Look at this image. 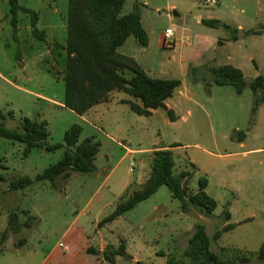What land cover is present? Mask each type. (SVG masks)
<instances>
[{"label": "rangeland", "instance_id": "1", "mask_svg": "<svg viewBox=\"0 0 264 264\" xmlns=\"http://www.w3.org/2000/svg\"><path fill=\"white\" fill-rule=\"evenodd\" d=\"M216 1H125L123 13L139 10L149 43L142 46L130 36L119 51L152 77L182 81L168 100L173 120L164 108L137 114L119 100H141L123 91H113L110 100L85 115L67 108L68 0H19L39 14L46 40L33 36L31 16L21 11L15 38L8 0H0V111L5 115L0 123L22 130L27 117L46 121L49 144L65 143L66 132L77 124L83 129L79 142L100 143L94 173L73 171L59 178L57 187L45 181L12 190L11 182L35 178L60 161L66 146L26 152V145L0 137V264H111L87 249L121 243L131 259L118 256L115 264H168L170 258L192 264L184 250L198 222L206 226L211 249L224 259L233 252L223 248L237 249L253 255L248 264H264L256 257L264 244V104L257 105L250 87L238 94L231 85H217L209 71L232 64L249 82L264 72V0ZM203 19L220 23L209 26ZM167 28L174 31L171 46L160 43ZM194 67H200L195 74ZM161 148L173 150L174 173L189 172L190 193L199 192L202 178L208 180L205 191L217 203L214 212L192 206L184 214L181 201L163 186L99 227L122 194L149 177L152 150ZM14 212L21 225L17 232ZM227 225L233 227L213 239Z\"/></svg>", "mask_w": 264, "mask_h": 264}, {"label": "trees", "instance_id": "2", "mask_svg": "<svg viewBox=\"0 0 264 264\" xmlns=\"http://www.w3.org/2000/svg\"><path fill=\"white\" fill-rule=\"evenodd\" d=\"M125 1L68 0L67 42L63 46L66 50L63 76L66 84L65 106L80 115H85L94 106L108 101L113 91H123L141 100L142 104L131 99L122 100L137 114L151 115L153 110L164 108L174 120L175 113L168 108L166 101L173 97L182 81L152 77L134 58L119 51L130 36H134L142 46H147L149 43L139 10L124 14ZM8 4L15 38L18 37L19 12L21 11L31 16L33 36L39 40H46L47 32L38 27L39 14L35 10L22 6L19 0H8ZM202 21L209 26H217L220 23L213 19ZM235 39L237 40L238 37L236 36ZM199 68L194 67L192 73L195 74ZM209 71L217 85H231L235 87L238 94H242L247 87H250L258 98L257 105L264 104V72L249 82L243 70L232 64L211 66ZM0 117L5 118L2 111H0ZM82 130V126L73 125L66 132L65 143L49 144L46 121L27 117L22 122V130L9 129L0 123V137L26 145V152L35 147L53 151L66 146L65 155L60 161L35 178L23 176L11 182L10 188L25 189L45 181H50L53 187H57L58 179L69 178L73 171L94 173L97 170L95 161L100 151V143L93 138H86L79 142ZM244 138L245 134L240 136L239 140L243 141ZM151 159V171L147 180L138 189L128 188L122 194L114 211L99 222V227L134 209L163 186L168 187L172 196L181 201L184 213H190L192 206L199 207L206 214L214 212L217 203L205 191L208 180L202 178L199 192L190 193L189 172L174 173L176 160L171 148L154 150ZM225 218L227 220L231 218L229 211L225 212ZM11 221L14 231H19L21 225L16 212L12 214ZM232 227L227 225L217 230L213 239H219L224 231ZM229 251L233 252V257L228 259L214 252L211 249V238L206 232L205 224L198 222L193 235L189 238L184 255L191 260L192 264H248L252 261L253 255L240 254L241 250L237 249L223 248L224 253ZM87 253L102 256L111 264L116 263L118 256L131 259L124 243L118 247L108 245L104 250L90 246ZM256 257L264 260V244ZM168 264H178V261L170 258Z\"/></svg>", "mask_w": 264, "mask_h": 264}, {"label": "built area", "instance_id": "3", "mask_svg": "<svg viewBox=\"0 0 264 264\" xmlns=\"http://www.w3.org/2000/svg\"><path fill=\"white\" fill-rule=\"evenodd\" d=\"M207 4H216V0H205ZM174 37V31L173 29L169 28L166 30L164 36H163V43L166 46H171L173 44L172 38Z\"/></svg>", "mask_w": 264, "mask_h": 264}, {"label": "crops", "instance_id": "4", "mask_svg": "<svg viewBox=\"0 0 264 264\" xmlns=\"http://www.w3.org/2000/svg\"><path fill=\"white\" fill-rule=\"evenodd\" d=\"M200 19V18H199ZM167 29H169V28H167ZM162 40L163 39H161L160 40V43L162 42ZM172 98V97H171ZM111 99V94H110V98H109V100ZM124 99H127V98H124ZM124 99H120L119 101H121L122 102V100H124ZM170 99V98H169ZM168 99V100H169ZM168 100L166 101V105L168 106V108H170V109H172L173 111H174V108L172 107V105H170L169 103H168ZM154 111V110H153ZM175 113V112H174ZM154 150H156V149H153L152 151H154ZM124 157H125V155H124ZM148 178V177H147ZM147 178L142 182V183H144L146 180H147ZM156 208V207H155ZM184 213V212H183ZM185 214V213H184Z\"/></svg>", "mask_w": 264, "mask_h": 264}, {"label": "water", "instance_id": "5", "mask_svg": "<svg viewBox=\"0 0 264 264\" xmlns=\"http://www.w3.org/2000/svg\"><path fill=\"white\" fill-rule=\"evenodd\" d=\"M175 15H178L177 12H175ZM241 37L244 38L243 30H241Z\"/></svg>", "mask_w": 264, "mask_h": 264}]
</instances>
